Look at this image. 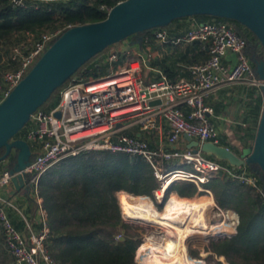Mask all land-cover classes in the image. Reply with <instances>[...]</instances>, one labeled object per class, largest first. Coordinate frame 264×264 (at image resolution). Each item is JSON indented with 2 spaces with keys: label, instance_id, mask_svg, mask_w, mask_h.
Returning a JSON list of instances; mask_svg holds the SVG:
<instances>
[{
  "label": "built area",
  "instance_id": "1",
  "mask_svg": "<svg viewBox=\"0 0 264 264\" xmlns=\"http://www.w3.org/2000/svg\"><path fill=\"white\" fill-rule=\"evenodd\" d=\"M12 1L14 5H23L24 2ZM103 8L107 13L109 7ZM68 27L70 25L66 28ZM66 28L58 27L42 33L31 46L21 43L12 48L10 59L17 61V67L0 71V100L24 77L50 43ZM152 35L157 41L169 40V33L163 27L154 29ZM173 40H200L206 44L207 58L189 65L188 76L170 80L165 74L159 73L157 77L144 81L141 68L142 64L152 57L151 51L146 52L142 59L128 60L123 65L114 67L119 53L116 49H109L105 57L112 68L111 71L88 77H70L58 90L59 99L52 108L39 107L31 115L25 139L35 143V148L24 173L43 216L42 227L34 231L28 218H23L24 231L12 224L7 209L14 207V204L11 198L1 193V190L11 183L12 175L9 170L3 171L0 174V222L3 230L0 245L11 256L9 264H59L45 244L48 226L44 219L46 212L41 206L39 179L63 159L88 150H109L142 157L158 180V186L153 189L152 196H135L124 191L120 193L122 196L139 199L137 202L140 204L147 203L148 200L147 208L154 207L157 212L162 210L172 197L173 193L169 197H166V194L174 181L193 182L198 192L204 191L211 195V191L204 184L211 177L223 173L238 182L256 187L255 176L245 171L236 172L229 164H223L213 157L209 158L210 156L200 150L181 148L178 144L184 134L200 142L219 143L218 131L211 119L212 109L205 100L221 87L235 83L264 87V80L257 76L247 54V38L229 22L216 20L196 23ZM144 43L146 45L149 42L145 40ZM228 54L233 56V63L224 61ZM154 100L159 102L152 104ZM55 111H59V116H55ZM158 119L168 125L165 147H151L146 140L123 131L125 127L135 123L140 124L142 129H156ZM174 163L177 164L173 168ZM167 182H170L168 187L165 186ZM118 198L120 203V196ZM262 198L264 200V191ZM128 205L126 209L123 207L125 212L121 213L122 219L127 223L150 229L151 234L145 233L144 239H150L155 233L166 236L169 230L177 231L174 227L148 222L151 219L143 212L149 211ZM159 206L162 207L160 210ZM214 207L216 215L212 214L211 217H222L220 222L226 226V229L216 231L218 235L234 234L238 224L237 213L231 209H223L217 204L212 206L210 212ZM179 215L172 216L171 222L175 225L186 224L188 214L184 221L175 219ZM190 230L194 234L199 227ZM204 231L209 234L212 232L206 229ZM120 237L121 234L116 235L117 239ZM144 241L141 240L139 248L147 243Z\"/></svg>",
  "mask_w": 264,
  "mask_h": 264
},
{
  "label": "trees",
  "instance_id": "2",
  "mask_svg": "<svg viewBox=\"0 0 264 264\" xmlns=\"http://www.w3.org/2000/svg\"><path fill=\"white\" fill-rule=\"evenodd\" d=\"M118 1L120 0H24L23 5H14L12 0H0V50L3 47L8 55L6 61L0 63V71L17 67V61L10 59L14 46L21 43L31 46L42 33L58 27L100 21L106 16V9L103 7L110 8ZM189 17L196 18L197 23L216 20L229 22L247 38V54L253 66L259 60H264L263 47L242 25L210 15L197 14ZM189 17L175 19L163 27L168 31L170 41L191 27L180 24L178 30L185 29L178 34V30L173 28L175 23ZM154 29L138 32L128 38L141 36L143 43L145 40L150 41L158 48L161 43L158 44L153 37ZM100 53L85 62L72 76L96 75L95 71L103 69L104 65L93 64L91 61ZM207 56L206 44L193 40L175 45L163 52L161 57L150 60L149 65L158 67L168 79L176 80L188 76V66L205 60ZM144 81H148V78L144 77ZM59 89L60 87L41 107L52 108L59 99ZM251 90L256 93L260 89ZM260 91L251 108L257 117L264 105V88ZM29 125L30 120L15 137L25 139ZM28 143L33 151L35 143ZM3 151L0 148V155ZM7 161L6 168L9 169L15 161V154L12 153ZM220 162L228 164L224 160ZM234 170L255 176L257 185L254 187L241 183L228 176L221 178L219 174L204 184L212 192L219 207L231 209L238 215L234 234L208 238L205 250L223 256L228 264H264V175L253 164L235 167ZM157 186L158 180L150 165L138 155L88 150L63 159L39 179L41 206L47 213L48 236L45 244L50 254L59 264H137L134 257L142 233L139 228L122 219L117 194L124 191L132 195L152 196L153 189ZM168 192L180 197H192L198 193L193 182L183 180L172 182ZM25 196L31 206L30 210L37 209L34 193L30 191ZM164 207L165 205L162 209ZM21 222L25 227L23 218ZM117 234H121L119 239L116 238ZM189 248L192 254L195 253Z\"/></svg>",
  "mask_w": 264,
  "mask_h": 264
},
{
  "label": "water",
  "instance_id": "3",
  "mask_svg": "<svg viewBox=\"0 0 264 264\" xmlns=\"http://www.w3.org/2000/svg\"><path fill=\"white\" fill-rule=\"evenodd\" d=\"M197 14L233 20L247 28L264 49V0H120L104 19L66 28L39 56L24 77L0 100V162L14 153L8 169L14 192H30L24 173L32 157L28 141L15 135L36 109L90 58L133 34L165 27L173 20ZM257 76L264 80V60L255 63ZM264 88V87H262ZM154 100L151 103H158ZM59 116V111L54 112ZM188 148L226 161L232 168L253 164L264 175V106L252 146L237 154L227 146L200 142L184 134ZM162 206V204H160Z\"/></svg>",
  "mask_w": 264,
  "mask_h": 264
},
{
  "label": "crops",
  "instance_id": "4",
  "mask_svg": "<svg viewBox=\"0 0 264 264\" xmlns=\"http://www.w3.org/2000/svg\"><path fill=\"white\" fill-rule=\"evenodd\" d=\"M182 26L186 25L192 26L197 23L196 18L189 17L183 21H179L174 24V29L178 30L180 24ZM185 29V28H184ZM184 29L178 30V33H181ZM186 29L184 30V32ZM183 32V33H184ZM181 33V34H183ZM178 34V35H181ZM177 35V36H178ZM177 38V37H176ZM142 42V43H141ZM145 45L143 41H141V36L137 38H127L119 43H116L113 49H116L119 53L118 61L113 64L114 67H119L123 65L128 60L133 59H142L146 52L151 51L153 53L152 57L146 60L144 67L142 65V75L143 78H148V80L157 77L161 71H159L158 67L150 66V60L155 57H161L163 52L168 49H172L175 45H179V43L183 42H175L173 40H169L168 42H161L160 47L153 48L152 42ZM106 51H103L99 55L93 58L91 61L93 64L101 65L103 69H97L96 75L105 74L112 70V68L108 65L105 57ZM224 61L228 63H233L234 59L231 54H228ZM100 63V64H99ZM93 75V74H92ZM251 89H263L262 87H253L247 86L242 83H235L231 85H226L217 90L214 94L206 98L205 103L212 109L211 119L213 124L215 125L218 135H219V143L227 146L233 152L237 154H241L247 152L252 146L256 127L258 124V119L261 113L263 106L260 108V112L258 117L251 111V108L254 104V98L258 92L261 91L256 90L255 93ZM252 91V93H251ZM156 129H142L141 125L138 123L129 125L124 128L127 134L134 135L141 139H144L148 142L151 147H165L166 146V133L168 130V125L158 119ZM189 140L182 135L178 141V144L181 148H188ZM177 163L173 164V168L176 167ZM8 165V161L4 160L0 162V174L5 171L6 166ZM187 169H190L189 166H186ZM221 178H224L225 175L223 173L219 174ZM1 193L8 198H11L14 207L8 208V216L12 221V224L19 229L20 231H24L25 227L21 222V218L29 219L33 222V230L38 231L42 227V219L43 216L41 212L39 213V209H35L33 211L30 210L29 201L26 198V193L23 189L17 192H14V186L10 183L6 187L1 190ZM178 196L177 194H174ZM180 197V196H178ZM185 198V197H182ZM21 216V217H20ZM3 239V230L0 222V242ZM223 257V256H221ZM0 259L6 260L8 263L11 260V256L8 251L0 245Z\"/></svg>",
  "mask_w": 264,
  "mask_h": 264
},
{
  "label": "bare ground",
  "instance_id": "5",
  "mask_svg": "<svg viewBox=\"0 0 264 264\" xmlns=\"http://www.w3.org/2000/svg\"><path fill=\"white\" fill-rule=\"evenodd\" d=\"M169 183L170 182H167L165 186L168 187ZM121 201L125 209L126 205L129 204L128 206H137L141 207L143 210L146 209L149 211V213L143 212L145 216L151 219L150 221H146L161 223L162 225H167L177 229V231L169 230L168 235L171 234L173 236L168 239L167 244L159 245L151 242L144 243L139 248L137 252L140 253L139 255H142L141 262H143V264H196L194 261L189 260L190 258L188 257L186 250H184L187 246L184 241L186 240V242H188V240L193 236L190 229H193V227H199V230L196 231L202 233L206 232L204 231L205 229L210 230L213 233L218 230L226 229L225 224L222 222L207 223L205 219H203L204 212L213 203L211 198L206 199L201 196L198 200L195 199L193 202H188L187 198L178 197L173 194L164 209L158 212L154 207H151L150 209L147 208L149 204L148 200L147 203L142 202V204H140L137 202L139 199H133L130 196L124 195L121 196ZM185 213L188 214L187 218L186 216L184 217L186 218V224L175 225L171 222V217L175 214L179 215ZM134 217L139 216L134 215ZM205 234L207 235L209 232Z\"/></svg>",
  "mask_w": 264,
  "mask_h": 264
},
{
  "label": "rangeland",
  "instance_id": "6",
  "mask_svg": "<svg viewBox=\"0 0 264 264\" xmlns=\"http://www.w3.org/2000/svg\"><path fill=\"white\" fill-rule=\"evenodd\" d=\"M237 23V22H236ZM239 24V23H238ZM241 25V24H240ZM134 39V38H133ZM159 44V43H158ZM115 45L116 44H114V45H112V46H110V47H108V49H107V51L109 50V49H113L114 47H115ZM157 47V45L156 46H153V48H156ZM106 54V53H105ZM8 57V55L6 54V49H4L3 47H2V49L0 50V63L2 64V62L4 63L5 61H6V58ZM0 64V65H1ZM57 94H58V92H57ZM59 96V95H58ZM197 192H198V190H197ZM200 193V194H199ZM118 197L120 196V203L119 204H121L120 205V209H121V213L122 212H125L124 211V209H123V204H122V201H121V196H122V193H120V192H118ZM169 195H172V193L171 192H168L167 194H166V197H169ZM135 196H137V195H135ZM204 197V198H206V199H209V198H211L212 199V201H213V204H211V206H209L207 209H206V211L204 212V215H203V218H204V216H205V221L207 222V223H212V222H220V220L222 219V217H219V218H217V217H211V215L212 214H214V215H216V208L214 207L213 208V211H211L210 212V209L212 208V206L214 205V204H216V202H215V200H214V197H213V194H212V192H211V195L209 194V193H207V192H204V191H202V192H198V193H196L194 196H192V197H185V198H187V200H188V202H193V200H198V198L199 197ZM34 198V200L36 201L37 199H36V197L34 196L33 197ZM201 200V199H200ZM118 201H119V198H118ZM169 201V200H168ZM168 201L166 202V204L168 203ZM36 203H37V201H36ZM166 204H165V206H166ZM37 205H38V203H37ZM43 208V207H42ZM162 207H160L159 206V208H158V210H160ZM38 209H39V213H40V208H39V206H38ZM44 209V208H43ZM46 212V211H45ZM187 215V213H185V214H180L179 215V217L178 218H175L176 220L178 219L179 221H183L185 218V216ZM46 216H47V213L44 215V219H45V221H46V223H47V220H46ZM173 218V219H174ZM181 218V219H180ZM207 218H209V219H207ZM183 219V220H182ZM208 221H207V220ZM131 225H134L135 227H137V228H139V230L141 231V233H142V235H141V240L143 241V240H145L144 242H147V243H153V244H160V245H165V244H167V242H168V239H170V238H172V236L173 235H171V234H167L166 236L165 235H162V234H159V233H155V234H153V236L150 238V239H144L145 238V236H144V234L145 233H149V234H151V230L150 229H144V228H141L140 227V225H138V224H131ZM216 232V231H215ZM213 233V232H210V234L208 235V236H206V234L205 233H200V232H195L194 234H193V236L188 240V242H186V240L184 241V243L185 244H187V246H186V249H184V250H186V252H187V255H188V257L190 258L189 260L190 261H194L196 264H228L227 262H226V260H225V258L224 257H221V256H217L216 254H214L213 252H211V251H206L205 250V246L207 245V243H208V238H210V237H212V236H215V237H220V235H218L217 233ZM207 233V232H206ZM212 233V234H211ZM176 237V236H175ZM143 238V239H142ZM141 242V241H140ZM189 247H191V249L192 250H194V252L195 253H191V251H190V248ZM139 250V247L137 246V249H136V253H135V257H134V259H135V261L137 262V264H143V262H141L142 260H141V258H142V255H139L140 253H138L137 251ZM141 256V257H140ZM193 257V258H192ZM9 263H10V261H9ZM6 260H1L0 259V264H9Z\"/></svg>",
  "mask_w": 264,
  "mask_h": 264
}]
</instances>
